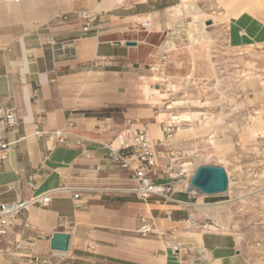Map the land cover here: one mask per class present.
Here are the masks:
<instances>
[{"label": "crops", "instance_id": "0c3cea01", "mask_svg": "<svg viewBox=\"0 0 264 264\" xmlns=\"http://www.w3.org/2000/svg\"><path fill=\"white\" fill-rule=\"evenodd\" d=\"M197 1L0 0V141L12 145L0 163V204L63 187L79 194L78 202L55 195L46 208L22 213L10 231L19 249L4 253L0 243V264H264L242 253L219 224L203 226L198 198L176 187L170 198L184 205L126 193L134 181L108 159L123 128L152 136L160 130L149 85L159 102L157 83L212 73L202 57L172 48L176 23L169 13ZM219 1L232 23L230 41H264V0ZM80 12L104 21L84 36L76 21L62 20ZM9 107L17 109L15 130L3 124ZM142 220L162 235L141 236ZM55 232L70 235L67 253L50 250ZM173 244L181 246V259Z\"/></svg>", "mask_w": 264, "mask_h": 264}, {"label": "rangeland", "instance_id": "374dc122", "mask_svg": "<svg viewBox=\"0 0 264 264\" xmlns=\"http://www.w3.org/2000/svg\"><path fill=\"white\" fill-rule=\"evenodd\" d=\"M169 15L176 23L170 25L175 32L172 48L202 57L212 73L157 83L162 85L159 102L149 85V95L158 103L155 116L161 115V126L177 118L178 129H193L183 134L188 137L176 132L170 141L183 151L188 168L215 166L227 173L225 194L199 198L205 209L202 225L219 224L235 236L242 253L263 262L264 41H230L232 23L219 0H198ZM153 136L154 141L162 139L160 130Z\"/></svg>", "mask_w": 264, "mask_h": 264}, {"label": "built area", "instance_id": "2783aa9c", "mask_svg": "<svg viewBox=\"0 0 264 264\" xmlns=\"http://www.w3.org/2000/svg\"><path fill=\"white\" fill-rule=\"evenodd\" d=\"M64 22L71 20L76 21L84 36L89 34L94 28H98L104 20L101 16L91 12H80L73 17L62 18ZM143 30L149 28L147 21L140 24ZM1 108V105H0ZM3 124L6 129L15 130L19 126L17 118V109L15 107L5 108L3 110ZM175 120H170V123L163 124L160 128L162 139L154 141L149 132L144 128H134L127 126L120 130L114 138V147L108 150V159L119 165L120 169L130 174L134 181V187L125 190L126 193L134 195L138 200L144 201L151 197L168 200L177 205L184 203L170 198V193L176 187L179 191L190 195L192 198H201L203 201L206 196L200 194L190 186V178L195 171V168H188L184 153L171 146L170 141L173 135L176 134L178 127ZM64 133H55V139L58 142L64 141ZM162 149L159 152L157 149ZM12 149V145L0 141V163L3 162L8 152ZM161 153V157L159 156ZM161 177H167V183L155 184V180H160ZM28 187L34 189V183L29 182ZM13 187H8L7 192L13 191ZM78 190L72 188H59L51 192L34 195L28 200H15L3 202L0 204V243L5 247L2 249L4 253L19 249V241L10 235V231L14 227V222L17 218L32 207L46 208L51 198L55 195L70 196L75 202H78ZM80 204L76 203L78 208ZM141 236L152 234L162 235L158 233L154 224L142 220L139 229ZM257 246H260L258 243ZM172 250L176 253L178 259H181L179 253L181 246L173 244ZM264 254V253H263ZM193 263L200 264V259L196 258Z\"/></svg>", "mask_w": 264, "mask_h": 264}, {"label": "water", "instance_id": "95a60500", "mask_svg": "<svg viewBox=\"0 0 264 264\" xmlns=\"http://www.w3.org/2000/svg\"><path fill=\"white\" fill-rule=\"evenodd\" d=\"M191 188L200 194L211 197L225 194L228 191L229 179L226 171L221 167L198 166L190 178ZM70 245V235L55 232L50 239V250L54 253H67Z\"/></svg>", "mask_w": 264, "mask_h": 264}, {"label": "bare ground", "instance_id": "6f19581e", "mask_svg": "<svg viewBox=\"0 0 264 264\" xmlns=\"http://www.w3.org/2000/svg\"><path fill=\"white\" fill-rule=\"evenodd\" d=\"M174 119L176 120L177 118H174ZM184 129H185V128H184ZM181 130H183V129H182V128H181V129L179 128V129L177 130V132H179V131H181ZM192 130H193V129H191L190 131H192ZM150 135H151V133H150ZM151 136H152V135H151ZM211 140H212V139H211ZM210 142H211L212 144H214L213 141H210ZM215 143H216V142H215ZM229 185H230V182H229Z\"/></svg>", "mask_w": 264, "mask_h": 264}]
</instances>
